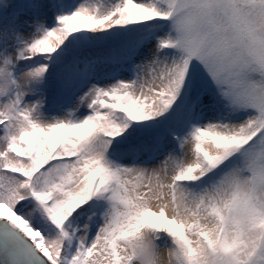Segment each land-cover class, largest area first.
Segmentation results:
<instances>
[{"label": "snow or ice", "instance_id": "obj_1", "mask_svg": "<svg viewBox=\"0 0 264 264\" xmlns=\"http://www.w3.org/2000/svg\"><path fill=\"white\" fill-rule=\"evenodd\" d=\"M0 264H264V0H24Z\"/></svg>", "mask_w": 264, "mask_h": 264}, {"label": "rangeland", "instance_id": "obj_2", "mask_svg": "<svg viewBox=\"0 0 264 264\" xmlns=\"http://www.w3.org/2000/svg\"><path fill=\"white\" fill-rule=\"evenodd\" d=\"M24 0H10V6L4 7V0H0V27L7 25L18 13Z\"/></svg>", "mask_w": 264, "mask_h": 264}]
</instances>
